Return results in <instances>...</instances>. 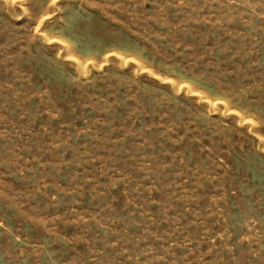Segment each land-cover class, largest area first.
<instances>
[{"label": "rangeland", "instance_id": "374dc122", "mask_svg": "<svg viewBox=\"0 0 264 264\" xmlns=\"http://www.w3.org/2000/svg\"><path fill=\"white\" fill-rule=\"evenodd\" d=\"M0 264H264V0H0Z\"/></svg>", "mask_w": 264, "mask_h": 264}]
</instances>
